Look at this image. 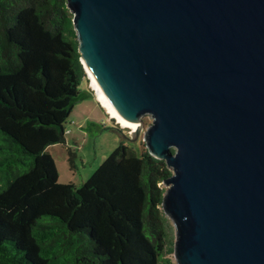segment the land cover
I'll return each instance as SVG.
<instances>
[{"label": "water", "instance_id": "1", "mask_svg": "<svg viewBox=\"0 0 264 264\" xmlns=\"http://www.w3.org/2000/svg\"><path fill=\"white\" fill-rule=\"evenodd\" d=\"M80 61L171 176L175 264H264V0H67Z\"/></svg>", "mask_w": 264, "mask_h": 264}, {"label": "trees", "instance_id": "2", "mask_svg": "<svg viewBox=\"0 0 264 264\" xmlns=\"http://www.w3.org/2000/svg\"><path fill=\"white\" fill-rule=\"evenodd\" d=\"M66 1L0 0V264H173L171 172L146 148L121 142L82 185L58 182L47 149L87 81Z\"/></svg>", "mask_w": 264, "mask_h": 264}, {"label": "rangeland", "instance_id": "3", "mask_svg": "<svg viewBox=\"0 0 264 264\" xmlns=\"http://www.w3.org/2000/svg\"><path fill=\"white\" fill-rule=\"evenodd\" d=\"M150 123L149 117H143L138 141H127L122 135L129 134L130 130L121 128L109 118L96 100L89 80L83 81L79 98L74 103L65 124V144L53 145L47 149L56 163L58 182L82 185L121 142L137 152L143 151L145 149L142 140L143 131ZM103 127L114 129L103 130ZM69 154L73 155L72 166L68 162ZM168 225V234L174 240V231L169 220ZM171 261L175 264L173 257Z\"/></svg>", "mask_w": 264, "mask_h": 264}, {"label": "bare ground", "instance_id": "4", "mask_svg": "<svg viewBox=\"0 0 264 264\" xmlns=\"http://www.w3.org/2000/svg\"><path fill=\"white\" fill-rule=\"evenodd\" d=\"M89 82L91 84V89L95 93V98L102 106V108L106 111L107 115L112 118L121 128L129 129L130 131H134L137 129L138 125H133L131 123L123 120L114 110L108 99L105 97L104 93L98 86L97 82L93 78V76L89 73Z\"/></svg>", "mask_w": 264, "mask_h": 264}, {"label": "built area", "instance_id": "5", "mask_svg": "<svg viewBox=\"0 0 264 264\" xmlns=\"http://www.w3.org/2000/svg\"><path fill=\"white\" fill-rule=\"evenodd\" d=\"M95 94V93H94ZM110 118V117H109ZM111 120H113L112 118H110ZM116 122V121H115ZM117 124V123H116ZM131 132V131H130Z\"/></svg>", "mask_w": 264, "mask_h": 264}, {"label": "crops", "instance_id": "6", "mask_svg": "<svg viewBox=\"0 0 264 264\" xmlns=\"http://www.w3.org/2000/svg\"><path fill=\"white\" fill-rule=\"evenodd\" d=\"M65 142H66V139H65ZM48 152V151H47ZM49 153V152H48ZM53 158V157H52Z\"/></svg>", "mask_w": 264, "mask_h": 264}]
</instances>
